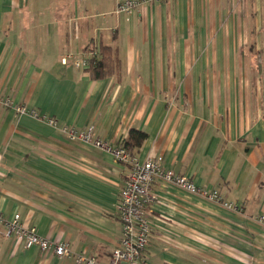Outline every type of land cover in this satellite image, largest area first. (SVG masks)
<instances>
[{
    "label": "crops",
    "instance_id": "obj_1",
    "mask_svg": "<svg viewBox=\"0 0 264 264\" xmlns=\"http://www.w3.org/2000/svg\"><path fill=\"white\" fill-rule=\"evenodd\" d=\"M0 0V91L58 127L0 107V211L108 263L120 244L128 167L61 126H94L161 156L230 209L157 177L149 242L136 264H264V0ZM90 44L111 46L116 72L94 79ZM79 62V64H77ZM0 264H80L26 248L0 226Z\"/></svg>",
    "mask_w": 264,
    "mask_h": 264
},
{
    "label": "built area",
    "instance_id": "obj_2",
    "mask_svg": "<svg viewBox=\"0 0 264 264\" xmlns=\"http://www.w3.org/2000/svg\"><path fill=\"white\" fill-rule=\"evenodd\" d=\"M161 1L163 0H123L117 4L116 12L130 15L141 6ZM88 63V58H86L84 64L88 65ZM0 107L10 108L18 114L30 115L41 119L53 127L60 126L56 117L42 113L36 108L16 103L11 97L4 95L1 91ZM61 129L71 139L92 143L103 148L111 152L117 161L128 165L125 184L119 194V210L122 221L121 241L112 251L109 262L103 263L94 255H86L74 251L67 241H57L42 235L38 231L37 226L25 224L20 213H15L11 218H6L0 211V226L3 227L5 235L14 237L17 241H22L26 248L37 246L41 250L51 252L60 258L73 256L80 264L138 263L149 242L151 227L147 207L155 200L153 183L157 177L188 192L201 194L207 199L221 203L227 208L242 210L239 205L225 201L217 189L203 188L191 178L178 174L174 169L164 168L161 156L142 160L138 156L132 155L124 146L113 145L96 136L94 126H89L87 129H78L73 126L63 125ZM259 221L264 223V215L259 216Z\"/></svg>",
    "mask_w": 264,
    "mask_h": 264
},
{
    "label": "trees",
    "instance_id": "obj_3",
    "mask_svg": "<svg viewBox=\"0 0 264 264\" xmlns=\"http://www.w3.org/2000/svg\"><path fill=\"white\" fill-rule=\"evenodd\" d=\"M92 52V54H90ZM88 58L87 70L94 79H102L113 75L119 67V59L115 51L109 45L90 44L85 48ZM148 134L140 129H131L123 139L121 145L124 146L132 155H136L135 150L143 146ZM128 167V165L126 164ZM148 245V244H147Z\"/></svg>",
    "mask_w": 264,
    "mask_h": 264
}]
</instances>
